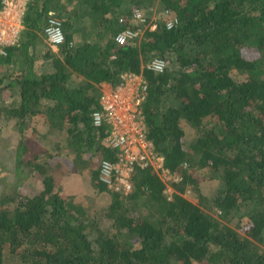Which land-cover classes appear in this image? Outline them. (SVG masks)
Returning a JSON list of instances; mask_svg holds the SVG:
<instances>
[{"label":"trees","instance_id":"trees-1","mask_svg":"<svg viewBox=\"0 0 264 264\" xmlns=\"http://www.w3.org/2000/svg\"><path fill=\"white\" fill-rule=\"evenodd\" d=\"M65 1L77 8L61 19L53 0H29L20 40L0 56V132L20 136L17 166L35 170L0 198V264H264V0H160L175 25L141 27L127 45L114 37L146 0ZM49 18L64 36L54 51ZM42 43L49 71L34 67ZM152 59L165 62L162 73L145 68ZM125 74L145 83L140 114L171 176L165 183L152 166H134L128 193L100 179L99 163L117 161V151L91 120L101 88ZM37 118L66 134L70 173L106 194L105 205L67 196L52 173L60 162L38 164L50 154L36 130L24 134ZM203 181L219 183L210 198ZM235 218L237 227L246 220L245 237L228 225Z\"/></svg>","mask_w":264,"mask_h":264},{"label":"built area","instance_id":"built-area-1","mask_svg":"<svg viewBox=\"0 0 264 264\" xmlns=\"http://www.w3.org/2000/svg\"><path fill=\"white\" fill-rule=\"evenodd\" d=\"M0 1L2 4L0 8L1 56L5 55V47H12L20 40L23 29L22 19L29 0ZM162 20L166 29H171L176 23L168 11L162 12ZM124 22L119 19V24ZM157 23L155 19L149 20L141 10L133 9L128 23L131 28L122 30L114 37V41L117 45H127L141 33V27L149 26L150 30H154ZM44 34L52 50L57 49L64 40L60 22L55 18L47 20ZM145 68L154 74H159L163 72L165 62L161 59H152ZM145 89V83L139 75H122V83L117 87L101 88L102 95L99 100L101 109L94 111L91 116L94 128H106L104 145L117 151V161L102 160L99 163L100 179L108 187L124 193L132 190L130 177L134 166L139 169L152 166L159 175L171 180L170 174L162 166V158L155 153L146 135V128L139 110L145 96ZM113 171L116 173L114 177Z\"/></svg>","mask_w":264,"mask_h":264},{"label":"rangeland","instance_id":"rangeland-1","mask_svg":"<svg viewBox=\"0 0 264 264\" xmlns=\"http://www.w3.org/2000/svg\"><path fill=\"white\" fill-rule=\"evenodd\" d=\"M146 7L141 9V11L144 13L146 17L149 18V20H154L155 21H163L162 20V5L160 4V0H146ZM54 3V8H53V13L58 14L60 18L62 19L61 14L63 17H65L66 14L73 12L77 6L73 3H68L65 0H53ZM127 5H130L131 7H127L124 5L126 9H131L135 7L134 5H131V3H128ZM61 13V14H60ZM76 27L79 28L81 27L80 24H76ZM48 45L44 46L43 51L46 52ZM49 48V47H48ZM43 66V64H42ZM42 70V68H40ZM1 75V74H0ZM3 92L0 90V93ZM6 95L2 94L0 95V101L1 103V96ZM6 101L9 102V99H6ZM5 101V102H6ZM4 106V105H3ZM2 121H0V124ZM32 129V130H31ZM34 133L35 138L37 141L40 143L41 147H43L49 154L50 158L43 157L40 158L38 164H42L45 161L49 162H60V166H58L55 170L52 169V173L54 174L56 178L57 185L60 186L62 191L67 195V196H73L76 197V201H81L83 202L84 206H88L89 209H92L94 205L93 203H100L104 204L107 202L108 198L106 196V200H104L103 196L104 194H99L95 190L92 191L91 188L89 187L88 184H84V181H81L82 177L78 173H70V166L68 165V160L71 159V155H69L70 150L64 149L65 147V140H66V134H56V135H51L46 131V126L43 125V122L41 119L37 118L34 119L31 128L28 129L24 134H26V137L29 138L32 135V131H35ZM10 130L7 131H1L0 132V198L2 195H8L10 194L14 188H19L22 187L25 183L26 180H30V176L32 173H34V169L27 167L25 165L22 166H17V156H18V151H17V146L20 142V136L17 135L16 133H10ZM43 136H48V138L43 139ZM55 143H58L61 147L62 152L57 153ZM32 171V172H31ZM23 174H22V173ZM161 179L164 182H169L167 177H164L162 175H159ZM27 177V179H26ZM38 181V180H37ZM219 183L216 181L213 182H207L205 183L204 181L201 183V188L203 189L202 192L204 193L205 196L210 198V196H213L217 189H218ZM25 192V189H24ZM172 191L168 187L166 194H170ZM75 195V196H74ZM189 200H191L193 203H197V200L194 198V196L190 193L187 192L185 194ZM93 198L94 202H92L90 199ZM100 205V206H104ZM93 210V209H92ZM209 213L210 210H205ZM236 220L230 221L228 224L231 228H235L236 231L239 233L240 236H243V229L242 226L246 225V220L242 219L238 223L239 227H237ZM261 252L264 253V244L259 246Z\"/></svg>","mask_w":264,"mask_h":264},{"label":"crops","instance_id":"crops-1","mask_svg":"<svg viewBox=\"0 0 264 264\" xmlns=\"http://www.w3.org/2000/svg\"><path fill=\"white\" fill-rule=\"evenodd\" d=\"M23 30V29H22ZM22 32V31H21ZM46 44L45 43H42V44H40V45H37L36 47H35V53H36V56H35V54H34V56H35V70H36V68H42L43 70H45V71H49L50 70V64H49V60L45 57V51H43V49H44V46H45ZM47 48V50L48 49H50V48H48V47H46ZM31 50V49H30ZM46 50V51H47ZM52 51H54V50H52ZM42 64H43V66H42ZM7 96H9V97H13V98H15L16 97V95L15 96H12V95H7ZM13 100V99H12ZM9 101H10V99H9ZM8 104H10V103H8ZM14 108L15 107H17V103H15V104H13L12 105ZM11 106V107H12Z\"/></svg>","mask_w":264,"mask_h":264}]
</instances>
